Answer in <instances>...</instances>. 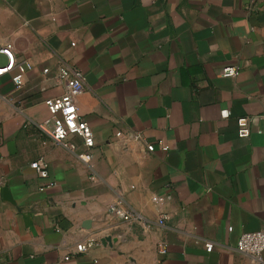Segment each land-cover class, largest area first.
<instances>
[{"label":"crops","instance_id":"obj_1","mask_svg":"<svg viewBox=\"0 0 264 264\" xmlns=\"http://www.w3.org/2000/svg\"><path fill=\"white\" fill-rule=\"evenodd\" d=\"M7 46L31 68L0 75V264H254L236 245L264 230V0H0ZM62 60L85 73L90 163L35 124Z\"/></svg>","mask_w":264,"mask_h":264},{"label":"built area","instance_id":"obj_2","mask_svg":"<svg viewBox=\"0 0 264 264\" xmlns=\"http://www.w3.org/2000/svg\"><path fill=\"white\" fill-rule=\"evenodd\" d=\"M0 53L6 54L9 58L7 65L0 66V75L16 68L17 72L13 75V80L16 87H21L23 84V74L28 68H31V64L28 62H17L10 46L0 47ZM45 70L47 71L48 69ZM238 71L237 66H227L223 68L222 73L224 76H235ZM57 81L63 87L62 93L48 97L45 100L49 115L45 119L35 122V124L41 132L52 137L61 146L74 152L83 161L90 163L93 158L92 149L95 147L96 142L91 125L79 113L78 104V99L85 91L87 85L85 73L79 67L62 60L58 66ZM249 121V117H240L238 119V133L241 137L249 136L251 132ZM73 133L83 138L84 145L86 146L85 151H79L78 147L69 140L70 135ZM159 144L163 150H167L168 147L163 145L162 141H159ZM155 146V143L147 145L149 150H154ZM31 167L37 171L39 176L44 178L49 177V164L43 157L32 161ZM55 184V181L49 182L50 186ZM155 199L160 201L162 198L155 197ZM110 210L126 220L135 218L141 223L145 221L140 213H132L131 210L126 209L120 202L111 205ZM168 217V214H163L159 218V223L163 225ZM229 229L232 230L233 227ZM95 243L96 241L93 240L79 243L77 245L78 253L86 252ZM213 246L214 243L210 242L207 244L208 249H212ZM236 249L240 253L248 255L254 264H264V230L242 233L237 241ZM166 251V245L163 244L159 252L164 254Z\"/></svg>","mask_w":264,"mask_h":264},{"label":"rangeland","instance_id":"obj_3","mask_svg":"<svg viewBox=\"0 0 264 264\" xmlns=\"http://www.w3.org/2000/svg\"><path fill=\"white\" fill-rule=\"evenodd\" d=\"M1 57V56H0Z\"/></svg>","mask_w":264,"mask_h":264}]
</instances>
